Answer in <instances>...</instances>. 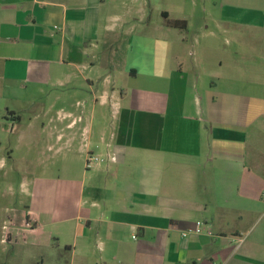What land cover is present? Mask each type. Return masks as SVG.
<instances>
[{
  "label": "crops",
  "instance_id": "0c3cea01",
  "mask_svg": "<svg viewBox=\"0 0 264 264\" xmlns=\"http://www.w3.org/2000/svg\"><path fill=\"white\" fill-rule=\"evenodd\" d=\"M187 8L0 0V264H264V0L205 22L199 52Z\"/></svg>",
  "mask_w": 264,
  "mask_h": 264
},
{
  "label": "rangeland",
  "instance_id": "374dc122",
  "mask_svg": "<svg viewBox=\"0 0 264 264\" xmlns=\"http://www.w3.org/2000/svg\"><path fill=\"white\" fill-rule=\"evenodd\" d=\"M188 2V8L187 11L183 14L184 17H186L190 23V29L188 36V46L187 51H200V46L203 44L207 39H209V36L205 37V30L203 28V24L207 22V24L210 26L209 31H213L215 27L216 20H219L221 17H226L229 15V7L234 5H239V7H245L247 5L248 0H187ZM129 4V1L127 2ZM130 6V5H129ZM222 10V12H221ZM242 9H239V11H242ZM241 13V12H240ZM200 44V45H199ZM81 95L80 97H82ZM27 115H25V123L23 127H26L27 125ZM11 129V125L9 126V130ZM13 139L5 140L4 142L11 145L13 144L16 146L17 144V135H13ZM19 152V151H16ZM46 155L49 156V159L51 158V153H46ZM24 157L25 154L22 152L18 153L17 157ZM37 157V156H36ZM33 156V158H36ZM51 172L46 173L45 175L48 176H57L58 172L55 169L54 165H51L49 168ZM2 173L0 172V177ZM22 173H15L14 174V182H15V190H14V197H12L13 201L11 200V197H9V208L14 206V212L13 215L14 221L12 223V227L15 229V233H17V230L20 231V228H22L23 221L25 220V213L27 212L26 207L28 205V199L26 195L20 192V189L18 188V184L21 179H23ZM36 175H43L41 173H38ZM1 187V186H0ZM4 189L2 187L0 188V202L4 199V193L2 194ZM5 202V201H4ZM7 202V201H6ZM5 202V203H6ZM25 222V221H24ZM9 226V225H8ZM252 234L249 236V240L254 238V235H258L259 238H264V217H261L257 222H255V225L252 229ZM19 238L20 244L23 242Z\"/></svg>",
  "mask_w": 264,
  "mask_h": 264
},
{
  "label": "built area",
  "instance_id": "2783aa9c",
  "mask_svg": "<svg viewBox=\"0 0 264 264\" xmlns=\"http://www.w3.org/2000/svg\"><path fill=\"white\" fill-rule=\"evenodd\" d=\"M105 158L99 157V156H95V155H89L88 156V164L89 163H101L104 162ZM24 230L26 232L31 231L34 228V222L28 218L25 220L24 222ZM204 222L202 221H197L194 225V228L190 231L191 233H195L197 235H200L204 232ZM4 229H6L8 231V227L5 226ZM210 234V232H208ZM188 235V233H183V237H186Z\"/></svg>",
  "mask_w": 264,
  "mask_h": 264
},
{
  "label": "trees",
  "instance_id": "16d2710c",
  "mask_svg": "<svg viewBox=\"0 0 264 264\" xmlns=\"http://www.w3.org/2000/svg\"><path fill=\"white\" fill-rule=\"evenodd\" d=\"M169 25L179 30H186V22L182 20H174L169 22Z\"/></svg>",
  "mask_w": 264,
  "mask_h": 264
}]
</instances>
